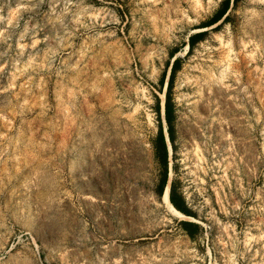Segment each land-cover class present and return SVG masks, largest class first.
<instances>
[{
	"label": "rangeland",
	"instance_id": "1",
	"mask_svg": "<svg viewBox=\"0 0 264 264\" xmlns=\"http://www.w3.org/2000/svg\"><path fill=\"white\" fill-rule=\"evenodd\" d=\"M220 2L0 0V264H264V0ZM172 52L194 238L156 189Z\"/></svg>",
	"mask_w": 264,
	"mask_h": 264
},
{
	"label": "trees",
	"instance_id": "2",
	"mask_svg": "<svg viewBox=\"0 0 264 264\" xmlns=\"http://www.w3.org/2000/svg\"><path fill=\"white\" fill-rule=\"evenodd\" d=\"M237 0H221L218 8L212 13V15L205 20L200 26L208 27L214 23H216L213 28L219 26L222 22H226L230 19V10L234 6ZM221 19V20H220ZM218 20H220L218 22ZM207 34V29L196 30L188 34L187 44L188 49H191L198 40H202ZM175 52L171 53V60L169 61V72L166 76V72H162L161 77L159 79L160 83L163 84L166 81V89H165V97H164V108H163V116L166 122V131L167 135L163 130V126L161 122H158V128L156 134L152 140L155 156L158 159L161 166V175L156 186L157 192L162 195L163 188L167 179L168 172V148H167V136L170 141L171 146L174 144V129H173V120L175 117L174 114V103L170 94L171 85L173 82L174 74L176 69L178 68L181 58L180 56L174 55ZM156 109L159 110V100L156 103ZM165 189V188H164ZM169 199L171 203L182 213L188 216H194L196 213L192 208L188 205L184 195L177 188L175 182L171 180L169 187ZM180 225L186 231V233L194 238L197 233H199L202 229V226L199 222L190 220V219H180Z\"/></svg>",
	"mask_w": 264,
	"mask_h": 264
},
{
	"label": "bare ground",
	"instance_id": "3",
	"mask_svg": "<svg viewBox=\"0 0 264 264\" xmlns=\"http://www.w3.org/2000/svg\"><path fill=\"white\" fill-rule=\"evenodd\" d=\"M162 98H164V95H162ZM162 110H163V105H162ZM170 177H171V170H170ZM161 201L163 206L165 207L166 211L170 214H172L173 216H177L180 218H188V219H192L191 216H187L184 213H182L181 211H179L170 201L169 199V183H167L164 192L161 196Z\"/></svg>",
	"mask_w": 264,
	"mask_h": 264
},
{
	"label": "water",
	"instance_id": "4",
	"mask_svg": "<svg viewBox=\"0 0 264 264\" xmlns=\"http://www.w3.org/2000/svg\"><path fill=\"white\" fill-rule=\"evenodd\" d=\"M221 20V19H220ZM220 20H218V22L220 21ZM217 23V22H216ZM187 46H188V44H187ZM165 85H166V81H165ZM163 93H165V88H164V90H163ZM164 101V100H163ZM164 108V107H163ZM165 134L167 135V131L165 130ZM167 148H168V158L170 159V154H171V144H170V141H169V139H168V136H167ZM170 170H171V164H170V161H169V170H168V176H167V179H166V183H165V185H164V188H165V186H166V184L167 183H169L170 184V179H171V177H170ZM164 188H163V191H164ZM186 219H188V218H186Z\"/></svg>",
	"mask_w": 264,
	"mask_h": 264
}]
</instances>
